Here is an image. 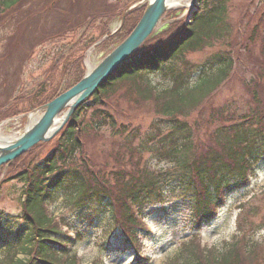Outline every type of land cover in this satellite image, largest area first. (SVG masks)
I'll return each instance as SVG.
<instances>
[{
    "label": "trees",
    "instance_id": "trees-1",
    "mask_svg": "<svg viewBox=\"0 0 264 264\" xmlns=\"http://www.w3.org/2000/svg\"><path fill=\"white\" fill-rule=\"evenodd\" d=\"M26 1L0 0V4H12L14 10ZM31 2L38 5L42 0ZM96 2L44 0L41 12L45 18L49 13L51 20L59 18L46 38L79 28H84L85 34L99 19H107L95 42L108 31L107 21L116 13L122 17L131 1L118 11L116 7L110 10L106 0ZM252 2V12H246L233 34L227 22L229 0H199L189 21L184 18L170 24L151 40L154 43H146L125 60L81 103L54 137V144L53 138L14 161L11 167H18L5 180L15 179L22 185L23 211L17 221L7 219L5 223L0 211V247L4 252L0 264H75V255L69 257L72 247L83 238L86 228L102 221L105 214L107 228L102 240L113 238L118 243L114 252H131L139 260L141 243L137 238L147 235L140 222L152 216L157 205L173 204L168 197H174L189 213L187 224L195 229L215 217L226 195L247 186L264 164V0ZM139 9L125 16V32L113 46L134 29L144 7ZM60 12H67L69 18ZM173 13L169 12V17ZM15 37L12 45L17 47L21 41ZM42 39L33 37L30 48ZM209 47L212 51L201 63L185 60L188 50ZM8 57L9 51L4 60ZM63 58L62 54L55 64L63 63ZM80 60L66 88L61 90L62 71L50 93L48 83L41 81L32 93L23 91V96L9 105H0V120L28 112L72 87L85 72L84 54ZM22 62L13 72L18 77ZM157 68L162 80L155 84L152 75ZM10 70L1 75L3 88L11 85ZM224 86L237 87L243 93L241 97L232 93L217 103L214 94ZM125 87L134 91L131 95L136 94L130 99L135 104L122 108L119 99H111ZM24 102H28L26 109L20 107ZM59 195L72 209L62 220L74 234L61 231L47 213ZM258 195L259 204H241L233 243L221 248L205 246L192 234L165 264H248L254 260L259 264L256 245L251 243L248 249L245 241H250L249 233L264 227V189ZM10 226H15L12 237ZM17 251L27 258L17 260Z\"/></svg>",
    "mask_w": 264,
    "mask_h": 264
},
{
    "label": "rangeland",
    "instance_id": "rangeland-1",
    "mask_svg": "<svg viewBox=\"0 0 264 264\" xmlns=\"http://www.w3.org/2000/svg\"><path fill=\"white\" fill-rule=\"evenodd\" d=\"M31 1L33 0H29L26 1V3L17 5L14 10L11 9V7H13L12 4L5 5L4 2L0 4V81L2 80L1 75L3 72L11 67V75L9 76V83H11V85L3 88L0 84V105H4V107L5 105L12 103L14 99H17V97L23 96V91H28L31 93L32 91H35L41 81L48 83L47 90L50 93V90L54 89L56 84L61 80L62 71L63 88H66L69 80H72L71 71H73L74 65H79L81 62L80 58L84 54L85 50L92 45L94 40L98 38L99 35H101V24L105 23L107 20L104 18L99 19L93 24V28L87 31L85 34V29L79 28L75 31H67L65 34L47 41L46 36L49 35L51 29L50 26L55 22L57 23L59 18L55 17L54 20H51L50 13L48 14V17L45 18V14H42L41 12L43 8H45L44 0H42V3L38 5L34 3L32 4ZM47 1L50 3L52 0ZM99 1L100 0H97L95 4L97 5ZM106 1L111 5L110 10H114L113 8L116 7L118 11L132 0ZM190 1L191 0H182L183 3H189ZM252 1L254 0H229L227 22L230 23L233 29V34L236 32V26L240 25L239 22L243 19V17L245 18L246 12H252ZM140 7L141 6L139 3V5L134 8L135 10L133 11L137 13L140 10ZM98 10L103 11L102 8ZM183 10L184 7H179L175 10L169 11L174 13L171 15V17H169L168 12L163 17L161 26L158 28V30H156L155 34H158L159 32V34H161L165 30H168L170 24L180 19ZM60 13L61 15L68 14L67 12ZM176 13H178L177 16ZM30 14L33 15V18L36 17L35 20L27 19ZM70 15L71 18L74 17L73 14ZM67 16L69 18V14ZM19 20H23L22 23H20ZM42 23L44 24V27L41 28ZM107 24L109 30L108 32H113L115 29L120 28L119 32L113 34L112 39L109 42H103L97 47L92 46L87 52L85 65L96 67L101 61L103 54L113 46V43L116 42L120 34L125 32V26L122 27L123 24L121 23V16L119 13H116L112 18H110L107 21ZM97 26H99V28ZM37 27L39 30L37 34L34 35L33 31ZM41 30H44L45 35ZM83 34L85 36L84 39L80 43L76 44L80 41V37ZM15 36L19 37L21 41V44L17 47L12 45L13 39L16 40ZM33 37L44 39H42V44L33 49V56L30 57L26 64L23 65L22 73H20L18 77L13 72L16 66L19 67L20 62L24 60L23 58L25 55H27V53H31L30 45L32 43ZM153 39L154 37L148 40L150 42L147 41L146 43H154V41H151ZM8 51L9 57L4 60L5 56L8 54ZM211 51L212 50L210 47L202 51L188 50L184 54V57L186 61L191 63H201L206 58V55ZM62 54L64 56L63 63L55 64L56 59ZM19 60L20 62L16 64ZM181 66L183 67V65ZM54 67L56 68L52 69ZM49 70L50 74L47 76L46 74ZM234 73L235 72H233L231 76H233ZM161 75V71L156 72L154 75H152V81L155 84L160 83L162 80ZM230 87L232 89H229L228 86H224V88H220L219 92L214 94V97H217V103H222L227 99V97L230 98L232 93H235L238 96L243 93L242 90H237V87ZM233 88H235L236 91L233 90ZM133 92L134 91H131L128 89V87H125L118 94L113 95L111 100L117 98L122 104L121 107L127 108L129 104H135L130 100L136 96V94L131 95ZM20 107L22 109L28 108V102H24ZM25 129V123H21L19 120L14 118H9L3 122H0V134L5 140L14 139L16 136L23 134ZM55 138L51 141L52 143L55 142ZM13 163L8 165V167L5 166V168L4 166L0 167V211L3 212L4 220L2 221L4 223L7 219H11V221H17L23 211L21 197L22 185L15 179L11 181L5 180L11 177L18 167L13 165L12 168L11 165ZM263 189L264 164L262 165V170L259 171L257 177L251 182V185L245 190L230 194L217 219L214 220L209 226L205 227L202 230V233L199 234L200 236H197L203 245L206 244L207 246H211L215 244L219 245L221 248L223 244L226 246L233 243L236 239L238 220L241 213V204L246 203V206L259 204L260 200L258 193ZM168 198L173 200V204L165 207H162L163 205H157L155 207V211L153 212L150 221L152 224V227H150L151 236L148 239H140L144 242L142 243V256L147 258L144 260L145 264H165L170 257L178 253L179 249L181 248V243L186 241L193 232V230L190 231V225L187 224L189 213H187L185 209L180 206L174 197L170 196ZM53 204L56 214L59 213L70 216L72 209L71 207L66 206L61 195L58 196V199L54 200ZM262 213H264V208ZM106 216L107 215L105 214L102 218V221L95 222L91 225L88 224L89 227L86 228L82 240H79L76 243L74 248L75 251L73 253L76 254L75 257L77 259L74 260L76 264H132L134 262L131 252H127L125 254L114 252L112 249H110L111 245L108 243V241H105L104 239L102 240V238H104L103 233L105 232V228H107L106 223L103 224L104 219L106 220ZM9 229L11 230L9 237H12L15 226H10ZM241 234L243 235L244 233ZM248 237L250 239L249 242L248 239H245L247 242V248L251 249L249 245L254 243L256 245L255 250H257V253H253L257 256L259 264H264V229L257 230L253 234L249 233ZM3 253L4 252L0 247V258L2 257ZM27 256V254H23L20 251H17L15 254V258L17 260L26 259ZM146 261L148 262L146 263Z\"/></svg>",
    "mask_w": 264,
    "mask_h": 264
},
{
    "label": "water",
    "instance_id": "water-1",
    "mask_svg": "<svg viewBox=\"0 0 264 264\" xmlns=\"http://www.w3.org/2000/svg\"><path fill=\"white\" fill-rule=\"evenodd\" d=\"M196 1L173 5L170 0H148L141 20L122 43L108 53L96 67L88 70L76 85L29 113L28 124L23 134L13 140H6V144H3V139H0L2 142L0 143V166L13 162L34 146L48 142L56 136L74 110L158 30L168 10L179 6L190 8ZM36 112H40V116L35 122H31V116Z\"/></svg>",
    "mask_w": 264,
    "mask_h": 264
},
{
    "label": "bare ground",
    "instance_id": "bare-ground-1",
    "mask_svg": "<svg viewBox=\"0 0 264 264\" xmlns=\"http://www.w3.org/2000/svg\"><path fill=\"white\" fill-rule=\"evenodd\" d=\"M170 2L173 5H178L180 2H182V0H170ZM89 67H90V69L92 68L91 66H89ZM39 116H40V113L39 112L34 113L31 116V122H35L37 120V118H39ZM0 139H3V137L1 136V134H0ZM0 143H2V142L0 141ZM3 144H6V140L5 139H3Z\"/></svg>",
    "mask_w": 264,
    "mask_h": 264
}]
</instances>
